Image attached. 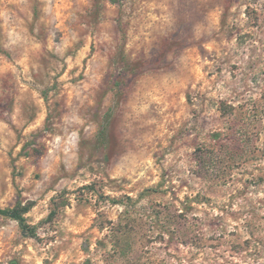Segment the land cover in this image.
<instances>
[{
  "label": "rangeland",
  "instance_id": "374dc122",
  "mask_svg": "<svg viewBox=\"0 0 264 264\" xmlns=\"http://www.w3.org/2000/svg\"><path fill=\"white\" fill-rule=\"evenodd\" d=\"M0 264H264V0H0Z\"/></svg>",
  "mask_w": 264,
  "mask_h": 264
},
{
  "label": "trees",
  "instance_id": "16d2710c",
  "mask_svg": "<svg viewBox=\"0 0 264 264\" xmlns=\"http://www.w3.org/2000/svg\"><path fill=\"white\" fill-rule=\"evenodd\" d=\"M31 210L30 205H22L18 204L17 206L9 209H1L0 208V216L13 219L17 221L21 228L25 231L30 233L31 235L35 236V230L34 228H31L27 224V220L25 218V215Z\"/></svg>",
  "mask_w": 264,
  "mask_h": 264
}]
</instances>
